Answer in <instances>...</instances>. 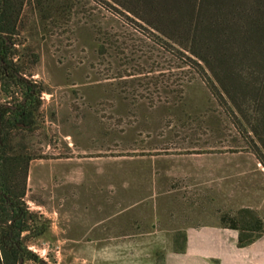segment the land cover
Returning a JSON list of instances; mask_svg holds the SVG:
<instances>
[{
    "label": "rangeland",
    "instance_id": "1",
    "mask_svg": "<svg viewBox=\"0 0 264 264\" xmlns=\"http://www.w3.org/2000/svg\"><path fill=\"white\" fill-rule=\"evenodd\" d=\"M16 39L27 77L45 88L24 140L35 156L25 200L49 225L30 248L45 264H181L179 225H117L119 211L148 214L158 195L157 209L177 217L238 227L250 208L264 221V166L167 44L99 0H26Z\"/></svg>",
    "mask_w": 264,
    "mask_h": 264
},
{
    "label": "trees",
    "instance_id": "2",
    "mask_svg": "<svg viewBox=\"0 0 264 264\" xmlns=\"http://www.w3.org/2000/svg\"><path fill=\"white\" fill-rule=\"evenodd\" d=\"M99 1L185 58L264 166V0ZM25 4L0 0V264H45L30 245L49 227L25 200L45 90L17 58ZM238 222L240 244L264 233L250 208Z\"/></svg>",
    "mask_w": 264,
    "mask_h": 264
},
{
    "label": "crops",
    "instance_id": "3",
    "mask_svg": "<svg viewBox=\"0 0 264 264\" xmlns=\"http://www.w3.org/2000/svg\"><path fill=\"white\" fill-rule=\"evenodd\" d=\"M210 165L213 170L218 167L216 163ZM200 175L202 177L205 173ZM237 187V190L242 192L246 190L243 185L238 186L237 184ZM155 197L157 198L154 200H152L153 198L149 199L151 210L148 214L142 213L140 209L136 208L132 211L122 210L118 212L117 225L122 233L129 232V230L138 234L152 232L153 227H156V232L165 233L167 232L165 227L179 225V232L185 236L183 243L186 248L181 264H264V233L249 242L240 244L239 228L236 225L220 223L219 221H205L202 218L196 221L194 218L196 215L191 211L177 217L166 208L162 209L160 206V209H157V203L166 199V196L158 195ZM137 205L135 204L134 207ZM203 215L199 216L204 217ZM107 218L101 223H106ZM137 239L138 237L133 240L136 241Z\"/></svg>",
    "mask_w": 264,
    "mask_h": 264
}]
</instances>
